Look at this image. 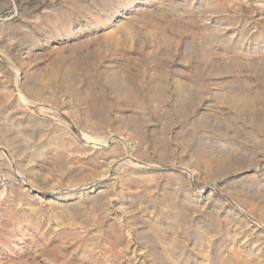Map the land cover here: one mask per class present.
<instances>
[{
    "label": "rangeland",
    "instance_id": "rangeland-1",
    "mask_svg": "<svg viewBox=\"0 0 264 264\" xmlns=\"http://www.w3.org/2000/svg\"><path fill=\"white\" fill-rule=\"evenodd\" d=\"M262 52L264 0H0V264H168V252L178 264H223L234 242L245 249L259 217L235 197L248 167L232 162L254 149L264 159V132L246 119L264 117ZM112 74L142 98H119ZM45 78L56 94L23 87ZM155 80L169 96L158 107ZM251 91L255 112L223 102ZM94 101L108 105L103 127L90 118ZM210 154L227 160L208 168L200 158ZM254 256L264 262V250Z\"/></svg>",
    "mask_w": 264,
    "mask_h": 264
},
{
    "label": "bare ground",
    "instance_id": "bare-ground-1",
    "mask_svg": "<svg viewBox=\"0 0 264 264\" xmlns=\"http://www.w3.org/2000/svg\"><path fill=\"white\" fill-rule=\"evenodd\" d=\"M132 2V1H131ZM124 5H126L128 8H129V4H123V6ZM114 10V13H119V10H117V9H115V8H113L112 10H111V12ZM113 16V15H112ZM142 16V18L144 17L145 18V16H143V15H141ZM137 17V16H136ZM111 21H113V19H111V18H109ZM139 19L141 20V18L139 17ZM136 20V19H135ZM139 20V21H140ZM147 20V19H146ZM154 20H156V19H154ZM131 21V23H129ZM142 21V20H141ZM152 21V20H151ZM159 21V20H158ZM129 22H126V21H123V22H121V25L122 26H124V27H129V25L130 24H132V20H130V18H129ZM156 22V21H155ZM147 23H149V22H147ZM157 23V22H156ZM155 23V26L157 25ZM161 23V22H160ZM151 25V24H150ZM153 25V24H152ZM160 25V24H159ZM158 25V26H159ZM163 25V24H162ZM149 26V25H148ZM154 26V25H153ZM162 27V26H161ZM164 27V26H163ZM153 28V27H152ZM154 29H156V27H154ZM151 31H152V29H150ZM157 30V29H156ZM156 32H158V31H156ZM160 33V32H159ZM183 33V32H182ZM109 34V33H108ZM161 34H162V32H161ZM110 37V36H109ZM115 38V36H114V33L112 34V38ZM167 38V37H166ZM165 38V39H166ZM169 38H170V36H169ZM231 38V37H230ZM167 40V39H166ZM232 40H234V39H232ZM171 41V40H170ZM225 41V43H227L228 41H229V43H231V44H234V43H232L233 41H231V39L230 40H224ZM234 42H236V39H235V41ZM224 43V44H225ZM229 43L227 44V45H229ZM169 44V43H168ZM230 44V45H231ZM227 45H226V47H227ZM263 51V50H262ZM262 54H263V52H262ZM263 57H264V54H263ZM246 63H247V65H248V67H252L254 64H253V62L251 61V60H246L245 61ZM233 63V62H232ZM239 63H240V61H236L235 63H234V65H236V66H238L239 65ZM264 66V65H263ZM67 75L69 76V79L67 80L68 82H72L73 80H74V71L73 70H68L67 71ZM62 74H63V70L62 69H60V67L58 66V65H54L50 70H49V72H48V76L49 77H51V78H53V79H57V78H59V77H61L62 76ZM153 75H155V74H153ZM152 75V76H153ZM110 76V75H109ZM132 76V75H131ZM197 76H199V75H197ZM112 77H114L115 78V80H118L119 78L116 76V75H114V74H112ZM194 77V76H193ZM152 78V77H151ZM192 78V77H191ZM53 79H47V78H45L44 79V82L40 85V86H34L33 88H29L28 86H26V84H24L23 85V87L28 91V90H30V92H31V94H33V96H35V98H43L44 99V97H46L47 95H46V89H47V91L49 92V94L50 93H52V94H56V89L54 88V83H56V82H53ZM129 79H130V77H129ZM192 81H190L189 83L190 84H195V85H199V84H201V79L199 80V78H196V79H191ZM118 81H120L121 82V86H119L118 88L116 87V92H117V96L119 97V98H132V99H134V100H140L141 98H142V96H141V94L138 92V90H136L135 88H132L131 86H125V85H123L122 86V81H121V79L120 80H118ZM76 82V81H75ZM133 83V82H132ZM177 83L180 85V86H185V81L184 82H182V81H177ZM187 85V84H186ZM229 93V92H228ZM48 94V93H47ZM51 94V95H52ZM50 95V96H51ZM80 95H82V94H79L78 96H80ZM256 95V93H254V92H248V93H240V92H233V93H230L228 96H227V98L223 101L224 102V104H226L228 107H230L231 109H233V110H235V112L237 113V114H239V113H241V112H244L245 110H254V108H255V101H254V96ZM20 97L21 98H23L24 96H22V94L20 95ZM82 97V96H81ZM24 98H26V97H24ZM149 98H151L153 101H155L156 102V104L155 105H157V107L160 105V104H164V103H167V101H168V99H169V96H168V92H167V90H166V86H165V84H164V81L163 80H160V82L159 81H153V84H152V86H150V88H149ZM57 99V98H56ZM83 99V102L85 101V99L86 98H81V100ZM150 99V100H151ZM55 100V99H54ZM80 100V101H81ZM192 101V100H191ZM84 103H86V102H84ZM90 104H91V102H90ZM87 106H89V105H87ZM92 106V105H91ZM90 108V107H89ZM88 109V108H87ZM90 110V109H89ZM88 110V111H89ZM87 111V112H88ZM91 112H92V116L91 115H89L90 113L88 112V115L89 116H91L90 118L92 119V120H99V121H94L95 123L97 122L99 125H103L104 123H108V121H109V119L111 118V116H110V114H109V109H108V105H106V104H103L101 101H94V104H93V106H92V108H91ZM199 112V110H197L196 111V113H198ZM252 112V111H251ZM250 112V113H251ZM254 112H255V110H254ZM253 114V115H252ZM252 114H250V115H248L247 116V121H248V123H250V124H252L253 126H255V128H256V130H257V133L259 132V133H262V132H264V117L262 118V116H261V118L259 117V116H255V113H252ZM188 114L187 113H185V112H183L182 113V116H187ZM122 116H123V114H122ZM87 117V116H86ZM121 117V116H120ZM200 117H203L204 118V116H200ZM89 118V119H90ZM203 118H200V119H193V120H191V122L192 123H195V122H197L198 120H201V119H203ZM90 119V120H91ZM123 119V117H121V119H120V121ZM133 119V118H132ZM226 119V118H225ZM89 120V121H90ZM123 121H124V119H123ZM123 121H121V122H123ZM135 121V120H134ZM91 122V121H90ZM125 123H127V121H126V119H125V121H124ZM96 123V124H97ZM138 123V122H137ZM198 123V122H197ZM189 124H191V123H189ZM205 124V123H204ZM203 124V125H204ZM225 124H229V121H228V119L225 121ZM119 125V124H118ZM127 125V124H126ZM194 125V124H193ZM192 126V125H191ZM103 127V126H102ZM116 127H118L117 125H116ZM135 129H136V126H135ZM53 131H54V129H53ZM57 131V130H56ZM58 132V131H57ZM217 132V131H216ZM252 132V131H251ZM254 132V131H253ZM252 132V136L256 133H253ZM41 133H42V131H41ZM51 133V132H50ZM140 133V132H139ZM258 133V134H259ZM139 135V134H138ZM140 135H141V133H140ZM256 136H257V134H255ZM142 136V135H141ZM251 136V135H250ZM47 137V136H46ZM188 137V136H187ZM158 138V137H157ZM156 138V139H157ZM249 138V137H248ZM255 138V137H254ZM257 138V137H256ZM255 138V139H256ZM252 139V138H251ZM163 141V140H162ZM187 141V140H186ZM32 142V141H31ZM145 142V141H144ZM187 143V142H186ZM34 144V143H33ZM48 145H47V149H49V150H51V151H53V153L55 152H57L58 151V148L59 147H61V145H60V143L58 142V137L57 136H54V137H52V139H50L49 138V140H48V143H47ZM161 144V143H160ZM36 146V145H35ZM41 148H43V147H41ZM39 149V148H38ZM37 149V150H38ZM36 150V151H37ZM61 150V149H60ZM59 150V151H60ZM251 150V149H250ZM41 151H43V149H41ZM46 151V150H45ZM51 151H49V152H51ZM44 152V151H43ZM61 152V151H60ZM35 153V152H34ZM39 153V151L38 152H36V154H38ZM42 153V152H41ZM40 153V154H41ZM59 153V152H58ZM58 153H57V157H58ZM257 152H256V149H254L253 151H251L250 152V155H249V159H245V160H243L242 159V161L240 160H238V159H236V157H235V159H234V163L232 162V164H238V166H240V165H242V164H247V166L246 167H248V170H240V171H238L237 173H236V179H235V181H234V184H235V191H234V193H235V197L237 198V199H239L240 201H242L244 204H247V206H249L251 209H255L256 208V215L259 217V218H255L253 221H255L254 223L255 224H252L251 226H250V230H251V237L245 242L246 244H245V249L243 248V247H241V245H237V246H235L236 245V243L234 242L235 240H233V242H234V244H232L231 245V250H232V254H233V257H232V259H231V257H229V259L230 260H228L227 258L226 259H224V260H222L223 261V264H264V262L263 261H258V260H256L255 259V256L254 255H256V250H264V236L262 235V233H256L257 232V230L258 229H260V228H262V230H264V183H262V180L264 181V159H261V160H259V159H257V157L256 156H258L257 154H256ZM1 154V153H0ZM60 154V153H59ZM242 154V153H241ZM246 154H248V153H246ZM54 155V154H53ZM161 155H162V153H161ZM240 155V154H239ZM238 155V156H239ZM243 155H245V154H243ZM214 156V155H213ZM213 156H211V154L210 155H203V156H201V158L200 159H205V164H206V166L209 168V167H211L213 164H216V166L218 165V164H221V165H223V163L224 162H226V160H227V157H213ZM237 156V157H238ZM241 156V155H240ZM63 157V156H62ZM254 157V158H253ZM164 158V157H163ZM60 159H61V157H60ZM54 160H55V158H54ZM57 160V159H56ZM59 160V159H58ZM232 161H233V159H232ZM92 162V161H91ZM58 163H59V161H58ZM229 164V163H228ZM63 165V164H62ZM203 166H204V164H203ZM220 166V165H219ZM242 167V166H241ZM214 167L212 166V169H213ZM254 169V173L253 174H249V173H247L248 171H252ZM237 170H239V168H237L235 171H237ZM212 171V170H211ZM260 172V173H259ZM218 175V174H217ZM262 176V179H260V177ZM107 186V185H106ZM92 187V186H91ZM168 188V187H167ZM89 189V188H88ZM176 189V188H175ZM168 190H169V188H168ZM178 190V189H177ZM167 191V190H166ZM173 191V190H172ZM174 191H176V190H174ZM103 192V191H102ZM169 193H167L166 195H168ZM172 194H174V192L172 193ZM177 194V193H176ZM170 195V194H169ZM29 197V196H28ZM96 197V196H95ZM148 197V196H147ZM32 198V197H31ZM168 199V198H167ZM169 199H170V197H169ZM168 199V200H169ZM173 199V198H172ZM167 200V201H168ZM93 201V200H92ZM165 201V200H164ZM175 200L173 199V202H174ZM63 204V203H62ZM174 204V203H173ZM179 205V204H178ZM177 205V206H178ZM62 206V205H61ZM73 206V205H72ZM76 206V205H75ZM173 206V205H172ZM243 206V205H242ZM242 206H239V207H241V209L240 210H244V207H242ZM64 207V206H63ZM66 207H68V205L66 206ZM174 207H175V205H174ZM79 208V207H78ZM181 208V207H180ZM187 208V207H186ZM189 208V207H188ZM63 209H65V211L64 212H66V213H69L68 211H69V209H67V208H63ZM179 209V208H178ZM177 208H176V210H178ZM182 209V208H181ZM185 209V208H184ZM175 210V211H176ZM180 210V209H179ZM59 211V210H58ZM173 212V211H172ZM179 212H182L181 210L179 211ZM60 213V212H59ZM175 213V212H174ZM185 213V212H184ZM169 214V213H168ZM181 214V213H180ZM179 214V215H180ZM66 216H68V214H65ZM175 215H177V214H175ZM183 216H185V215H183ZM248 216V215H247ZM176 217V216H175ZM186 217V216H185ZM184 217V218H185ZM237 217V216H236ZM239 217V216H238ZM181 218V220H182V217H180ZM235 218V217H234ZM241 218V217H240ZM188 218L186 217V219L185 220H187ZM247 219V218H246ZM249 220V219H248ZM177 221V220H176ZM239 226V229H242V227H243V222H244V220H243V222L240 220H234ZM247 221V220H246ZM69 222V221H68ZM91 222V221H90ZM178 222V221H177ZM176 222V223H177ZM71 223H72V221H71ZM77 223V222H76ZM175 224V223H174ZM180 224V223H179ZM60 225V224H59ZM71 225V224H70ZM176 225V224H175ZM249 225V224H248ZM258 225H261V227L259 228V226ZM56 226V225H55ZM152 226V225H151ZM158 228V227H157ZM155 229V228H154ZM159 230V229H158ZM157 230V231H158ZM243 230H244V228H243ZM242 230V231H243ZM160 231V230H159ZM237 231V230H236ZM191 232V231H190ZM184 233V232H183ZM186 233H187V230H186ZM186 233H185V235H186ZM171 234V233H170ZM199 234V233H198ZM240 234V233H239ZM239 234H238V237H241V236H239ZM243 233H241V235H242ZM245 234V233H244ZM175 235H176V233H175ZM183 235V234H182ZM187 235H188V233H187ZM197 235V234H196ZM250 235V234H249ZM171 236H174V235H171ZM178 236H180V235H178ZM236 236H237V234H236ZM176 237V236H175ZM174 237V238H175ZM182 237H184V236H182ZM182 237H176V238H182ZM198 237V236H197ZM206 237V236H205ZM233 238H234V236H232ZM238 237H236V238H238ZM249 237V236H248ZM168 238L170 239V237H169V235H168ZM167 238V239H168ZM194 238L196 239V237H195V235H194ZM204 238V237H203ZM172 239H173V237H172ZM185 239V238H184ZM187 239H188V237H187ZM198 239V238H197ZM243 239V238H242ZM245 240H246V238H244ZM243 239V240H244ZM207 240V239H206ZM228 240V239H227ZM242 240V241H243ZM208 242L210 241L209 239L207 240ZM239 241V240H238ZM166 242V241H165ZM165 242H164V244H165ZM207 242V243H208ZM169 243H170V241H169ZM201 243H204V241H202ZM207 243H206V245H207ZM211 243V242H210ZM84 244V243H83ZM175 245L177 248H181L180 247V245H179V243L177 242V240L176 239H174V241L170 244V245ZM209 244V243H208ZM241 244V243H240ZM243 244V243H242ZM166 245V244H165ZM209 245H211V244H209ZM168 246V245H167ZM216 246V245H215ZM90 247V246H89ZM184 247V246H183ZM168 248V247H167ZM175 248V247H174ZM185 248V247H184ZM200 248V247H199ZM205 248V247H204ZM164 249V248H163ZM166 249V248H165ZM182 249V248H181ZM244 249V250H243ZM167 250V249H166ZM166 250H165V252H166ZM207 250V249H206ZM99 251V250H98ZM189 251V250H188ZM199 251H200V249H199ZM201 251H204V249H203V246H201ZM185 252V251H184ZM206 252V251H205ZM243 252H245L246 253V255H247V257H249V258H244V257H246V255H244L243 254ZM169 253V252H168ZM167 253V254H168ZM183 253V252H182ZM259 253H260V251H259ZM165 255V258H163V261L165 260L166 261V263L168 262V264H178V263H180L181 261V259L180 260H178V259H176V258H174L172 255H171V253H170V255ZM191 254V253H190ZM202 254V253H201ZM155 255V254H154ZM184 255H185V253H184ZM188 255V254H187ZM185 256V259H184V262H186L187 260H190V259H188V256ZM182 256V255H181ZM259 256V255H258ZM157 257H158V255H157ZM261 257V256H260ZM161 258V257H160ZM182 258V257H181ZM87 259V258H86ZM226 260V261H225ZM180 261V262H179ZM220 261V260H219ZM190 262V261H189ZM260 262V263H259ZM222 263V262H221ZM185 264V263H184ZM188 264H190V263H188ZM212 264V263H211Z\"/></svg>",
    "mask_w": 264,
    "mask_h": 264
}]
</instances>
